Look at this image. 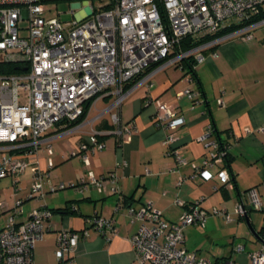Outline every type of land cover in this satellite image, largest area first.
I'll return each mask as SVG.
<instances>
[{
	"label": "built area",
	"instance_id": "2783aa9c",
	"mask_svg": "<svg viewBox=\"0 0 264 264\" xmlns=\"http://www.w3.org/2000/svg\"><path fill=\"white\" fill-rule=\"evenodd\" d=\"M48 1L53 0H0V61L20 68L18 73L0 75V177L16 178L29 168L28 197L35 200L44 196L43 177L47 175L37 164L43 135L54 127L65 128L77 119L85 101L94 96H113L106 108V111L113 109L111 133L116 138L129 135L130 128L121 123L118 113L127 82L140 74L146 80L158 69L181 66L189 58L202 62L209 53L214 54L212 48L222 40L238 36L248 42L252 39L251 31L264 25V0H104L96 8L90 6L89 12L73 13L71 21L46 18L44 4ZM23 20L28 23L24 29L26 36L18 33V23ZM230 28L234 29L215 36ZM185 39L198 44L184 50ZM179 95L193 102L200 100L198 90L190 88ZM153 122L167 131L163 144L174 155L176 164H183L176 149L175 134L184 123L183 117L172 106L156 101ZM258 130L264 132V126ZM210 132L212 128L208 127L206 135ZM104 133L92 130L79 143L76 153L85 168L89 166L86 153L103 149L104 141L98 136ZM213 146L214 150L200 165H192L191 177L211 179L209 168L220 164L215 177L224 186L231 187L223 166L227 149L216 143ZM47 152L52 153L50 146ZM52 165L48 157L47 168ZM126 165L125 160H118L114 170L101 177L87 170L85 177H77L75 187L80 192L93 188L118 194L120 186L115 170ZM183 180L179 176L177 185ZM107 183L111 186L107 187ZM66 186L59 183L50 187V191ZM261 186L264 188V181ZM12 189L14 194L18 191L16 181ZM246 191L250 208L260 209L255 189ZM21 202L16 199L13 214L0 230V264H33V246L43 239L44 221L51 211L43 206L34 208L25 221L16 223L14 216ZM174 203L183 207L176 222L164 220L161 212L150 204L126 209L129 221L139 222L129 239L135 264H213V260L183 247L184 230L192 224L203 223L210 215H219L228 221L229 214L217 208L203 209L199 202L185 203L176 198ZM119 206L120 203L116 208ZM6 208L0 201V211ZM235 212L243 216L244 204L239 203ZM86 222L100 234L115 231L109 217L93 214ZM87 232V229L59 231L55 258L70 260ZM259 239L260 247L249 254L251 264H264V230ZM235 249L240 251L242 246Z\"/></svg>",
	"mask_w": 264,
	"mask_h": 264
},
{
	"label": "crops",
	"instance_id": "0c3cea01",
	"mask_svg": "<svg viewBox=\"0 0 264 264\" xmlns=\"http://www.w3.org/2000/svg\"><path fill=\"white\" fill-rule=\"evenodd\" d=\"M250 34L252 39L248 42L234 36L215 45L214 54L209 50L204 61L194 62L193 77L182 66L171 65L158 69L146 80L141 75L127 82L134 83L126 89L118 113L121 123L130 128L129 135L116 138L111 133L113 127L105 114L113 99L111 95L96 98L79 125L47 131L37 152L39 169L47 171L43 177L44 196L40 200L28 197L31 183L28 168L11 178L8 184L11 188L5 193L4 185L0 186L3 194L0 199L7 207L0 215L8 214L0 230L13 214V200L18 199L22 202L14 216L16 223L25 221L34 208L43 206L51 211L44 221L43 239L33 246V264H135L129 239L139 222H130L126 209L150 204L161 212L164 220L176 222L183 212V207L174 203L178 198L185 203L199 202L206 210H224L230 216L226 221L219 215H210L203 223L186 227L182 242L185 249L213 260V264H251L249 254L260 247L259 233L264 230V188L261 186L264 132L258 130L264 126V25L254 28ZM186 88L198 90L200 100L193 102L179 95ZM156 101L172 106L183 117L184 123L175 131L176 149L184 161L179 166L163 144L167 131L153 122ZM208 127L212 132L206 135ZM246 129L250 132H245ZM92 130L105 132L102 139L105 146L100 151L86 153L89 166L85 168L76 152L79 143ZM213 143L227 148L223 166L231 187L224 186L215 177L220 164L209 168L211 179L191 177L192 165L201 164L214 150ZM47 146L51 147L50 155ZM48 157L53 164L49 169ZM121 159L127 165L115 170L120 193L76 189L77 177H85L87 170L96 177L106 176ZM179 176L184 177L180 186L177 185ZM13 181L18 188L15 194L10 190ZM59 183L67 186L51 192L50 187ZM251 188L257 192L261 208L246 209L240 216L235 208L239 203L245 208L249 206L245 193ZM118 203L120 206L116 208ZM93 214L111 218L114 233L100 234L92 228L86 219ZM64 229L88 231L68 261L54 256L57 234ZM236 246L242 249L236 251Z\"/></svg>",
	"mask_w": 264,
	"mask_h": 264
},
{
	"label": "rangeland",
	"instance_id": "374dc122",
	"mask_svg": "<svg viewBox=\"0 0 264 264\" xmlns=\"http://www.w3.org/2000/svg\"><path fill=\"white\" fill-rule=\"evenodd\" d=\"M104 2H105L104 0H53V1H48V2H45L44 4V6L47 8L45 17L46 18L56 17V18H59L61 21H71L73 19V13H79L81 10H85L86 12H89L90 6L93 8H96L97 6H100L101 4H103ZM27 25L28 23L25 20L20 21L18 23V27L20 28L18 33L20 36H26L27 32L24 29L27 28ZM112 111L113 109L105 113L106 118H108L109 120H110ZM104 146H105V143H104ZM11 178L12 177L10 176L0 177V186L2 187V185H4L3 186L5 189L4 193L9 187L11 188V185H8ZM10 190L14 194L13 189H10ZM0 194L3 195L2 192ZM0 201L4 202L2 199H0ZM15 201L16 199L13 200L12 204H14ZM6 213L0 215V224L2 223V221H4L5 215H8Z\"/></svg>",
	"mask_w": 264,
	"mask_h": 264
},
{
	"label": "trees",
	"instance_id": "16d2710c",
	"mask_svg": "<svg viewBox=\"0 0 264 264\" xmlns=\"http://www.w3.org/2000/svg\"><path fill=\"white\" fill-rule=\"evenodd\" d=\"M232 29L234 28H230V29H227V30H224L222 31L220 34H217L215 36H218V35H222V34H225L229 31H231ZM213 36V37H215ZM212 38V37H211ZM198 43L196 42H190L188 39H185V41L183 42L182 44V49L186 50L192 46H195L197 45ZM214 48V47H213ZM181 66L183 69H185L187 71V73H189V75H191V77H193V64H194V61L192 59H186V60H183L181 63ZM20 68H18V66L16 64H13V63H6V62H1L0 61V75H9V74H15V73H18ZM143 74H140L138 76H141ZM134 82L132 81L130 84H125L124 85V90H126L128 87H130L131 84H133ZM109 96V95H108ZM97 96H94L93 98L87 100L84 102L83 104V107H82V112L81 114L78 116L77 119H75L74 121H72L71 123H69V125H67L65 127V129H68V128H72V127H75L77 125H79L86 117L87 115V112L91 106V104L93 103L94 99L96 98ZM113 127V126H112ZM106 128V127H104ZM104 136V135H103ZM103 136H98V139L99 140H102L103 139ZM222 146V145H221ZM226 147V146H225ZM227 149V148H226ZM227 155V154H226ZM225 161V160H224ZM262 232H260L259 234H261ZM260 236V235H259Z\"/></svg>",
	"mask_w": 264,
	"mask_h": 264
},
{
	"label": "water",
	"instance_id": "95a60500",
	"mask_svg": "<svg viewBox=\"0 0 264 264\" xmlns=\"http://www.w3.org/2000/svg\"><path fill=\"white\" fill-rule=\"evenodd\" d=\"M246 209H249V210H250V205H249V206H247V207H246ZM245 221H246L247 223H249V222H248V218H247V216H246V215H245Z\"/></svg>",
	"mask_w": 264,
	"mask_h": 264
}]
</instances>
